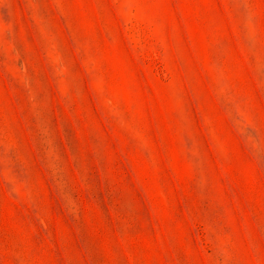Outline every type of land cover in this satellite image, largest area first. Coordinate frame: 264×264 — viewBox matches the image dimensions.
<instances>
[{
    "label": "rangeland",
    "instance_id": "374dc122",
    "mask_svg": "<svg viewBox=\"0 0 264 264\" xmlns=\"http://www.w3.org/2000/svg\"><path fill=\"white\" fill-rule=\"evenodd\" d=\"M0 264H264V0H0Z\"/></svg>",
    "mask_w": 264,
    "mask_h": 264
}]
</instances>
